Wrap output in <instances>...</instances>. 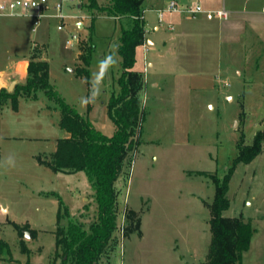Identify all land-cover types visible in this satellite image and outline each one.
Listing matches in <instances>:
<instances>
[{
  "label": "rangeland",
  "instance_id": "rangeland-1",
  "mask_svg": "<svg viewBox=\"0 0 264 264\" xmlns=\"http://www.w3.org/2000/svg\"><path fill=\"white\" fill-rule=\"evenodd\" d=\"M61 1L48 0L49 15ZM169 2L143 3L146 34L155 41L156 51L139 48L135 68L146 67L147 77L161 85L150 89L148 82V92L142 95L144 121L141 137L135 139L140 144L129 152L117 181L118 230L100 264H208L216 190L211 175L222 179L242 140L250 145L264 130V18L246 22L242 37L235 43L224 40L221 48L216 39H200L202 31H195L196 37L182 39L178 48L186 57L172 56L164 42L179 29L169 31L168 19L160 21L156 12ZM80 4L81 0H63V30L58 29L59 20L50 17L36 32L25 21L15 34L9 28L20 20L0 18V71L22 60L30 44V58L43 60L47 46L38 43H46L51 83L68 104L111 136L114 125L107 106L119 89L122 59L117 46L125 21L98 15L92 26L87 2L82 8ZM91 50L86 79L75 70L85 67L83 58ZM158 53L164 59L161 65L155 59ZM176 57L180 61H174ZM181 76L187 77L186 87ZM54 107L43 93L37 102L22 99L20 131L9 129L7 108L0 114V264H62L55 255L60 202L46 194H58L69 217L86 228L97 220L95 192L84 172H54L38 162V156H50L57 141L68 136ZM13 134L19 137L3 138ZM262 161L260 156L254 163L238 165L224 217L261 216ZM67 223L66 218L61 224ZM15 225L30 229L19 234ZM261 226V220L254 223L259 231Z\"/></svg>",
  "mask_w": 264,
  "mask_h": 264
},
{
  "label": "trees",
  "instance_id": "trees-1",
  "mask_svg": "<svg viewBox=\"0 0 264 264\" xmlns=\"http://www.w3.org/2000/svg\"><path fill=\"white\" fill-rule=\"evenodd\" d=\"M86 1L92 26L98 15L125 21L117 46L122 59L119 91L111 95L107 106L108 116L114 125L113 134L108 136L98 130L88 116L81 115L65 101L50 81L49 63L37 56L30 58L25 83L17 84L12 92L0 89V107L9 102L15 111L20 99L37 101L41 93L54 103V109H59L61 113L59 126L68 136L57 141L54 153L38 156V161L54 172H84L95 192L98 216L89 228L69 217V211L58 194H46L60 202L55 255L62 260V264H100L101 256L118 230L116 184L127 166L129 152L134 148L136 150L140 144L135 139L141 137L144 121L142 95L146 79L143 72L135 69L137 50L146 40L143 0H106L108 5L105 6L100 4V0ZM92 52L83 58L85 67L76 68L78 76L89 79ZM263 144L264 130L254 136L250 145L242 140L225 176L220 179L211 175L216 190L211 205L210 229L213 237L208 264H242V255L250 248L254 234L250 220L227 218L224 212L231 205L228 193L236 168L240 164L252 163L261 154ZM66 218L67 226H63L61 223ZM139 224L136 223L137 230ZM15 226L19 234H22L23 228L30 229L28 225ZM21 245L22 251L27 252L24 243Z\"/></svg>",
  "mask_w": 264,
  "mask_h": 264
},
{
  "label": "crops",
  "instance_id": "crops-1",
  "mask_svg": "<svg viewBox=\"0 0 264 264\" xmlns=\"http://www.w3.org/2000/svg\"><path fill=\"white\" fill-rule=\"evenodd\" d=\"M81 1H82V4L78 6L79 8L83 7L84 1L86 0H81ZM170 1H173V0H170ZM174 1H176L179 4V6L183 8L189 7L194 4H201L206 10H213V11H217L219 9L224 8L230 12V18L226 21H222L217 18L213 20H208L205 15H199L196 18H191L185 13H179V12L165 13L167 15L164 14L162 20L164 21L165 18L168 19L169 21L167 24L168 30L174 32L175 26H177L179 29L177 34H175L174 36H171L170 37L171 39L169 38L168 41L164 42V45L168 48V52L172 56L178 55L179 57H182V56L186 57V53L179 52L178 48L182 46V43H183L182 39H186L189 37H196L195 31H199V30L202 31L201 32L202 34L199 37L200 39H204V40L208 39L211 41L212 40L215 41L216 39V41H218L219 47L221 48L224 40L235 43L239 40L240 37H242L243 32L245 31L246 22L254 23V21L263 20L264 18V13L262 12V8L264 7V0H174ZM143 3H144V0H143ZM158 10H161V9H156L157 13H158ZM145 11L146 10L143 11V18L146 21L145 15H144ZM178 15H180L181 17L182 15L184 16L183 18L176 17ZM17 19L20 20L18 21L19 23L17 22L16 24H11L9 28L15 34H19L20 30L24 27L25 21H29L32 24V20L29 18H17ZM159 19H160V16H159ZM80 26L82 27V24H80ZM31 29H32V25H31ZM154 29L157 31L160 29V27L157 25L155 26ZM146 41H147L146 47L142 45L139 48L142 47L144 48L145 51H148V50L156 51L155 41L152 40L150 37H148L147 34H146ZM38 44L47 46V53H46L45 58L43 59L47 61L48 45L46 43H38ZM32 46L33 45L30 44V48ZM30 48H29L28 54L23 55L22 60L14 63L8 69L0 71V89H7L9 91V88L12 85V83H15V86L17 84L25 83L26 78H27L28 65L30 62ZM214 54L216 55V53ZM155 59L160 65L164 62L163 61L164 59H162L161 56H159V53L156 54ZM173 60L180 61V59H177V57ZM182 62L183 60L181 61V64ZM152 66L153 64L149 63L148 67H152ZM138 71L143 72L145 75L146 88H145L144 93L148 92L147 90L148 82L150 84V89L160 88L161 84L157 80L151 79L149 76L147 77L146 67L144 68V70L138 69ZM180 78H181L180 83L186 87L188 85L187 77L181 76ZM118 91L119 89L115 91L114 93H118ZM21 100L22 99L19 100L17 111L12 109L11 103L9 102L3 107H0V114L4 113L3 110L5 108L9 110L8 112H11V113H8V115L6 116L8 119L11 120L10 121L11 127L9 129H12L13 131H20L22 127H24L20 123L21 116H22ZM37 101H32V102H37ZM13 137L17 138L19 136H17V134L15 135L13 134L10 136H4L3 138H13ZM56 146H57V143H56ZM260 156L263 157L261 166H262V169H264V144H263L262 152L258 157ZM256 159L253 161V163L256 161ZM256 217L249 218L252 224V227L254 229V234L252 236L250 248L246 252H244V254L242 255V264H264V181H263L261 216L257 215ZM258 220L262 221L261 231H259L257 228L254 227V223Z\"/></svg>",
  "mask_w": 264,
  "mask_h": 264
},
{
  "label": "built area",
  "instance_id": "built-area-1",
  "mask_svg": "<svg viewBox=\"0 0 264 264\" xmlns=\"http://www.w3.org/2000/svg\"><path fill=\"white\" fill-rule=\"evenodd\" d=\"M74 1V0H70ZM55 14L49 15L51 7L48 0H0V18H29L32 20V31L36 32L40 23L45 18H56L60 24L59 30L65 29V19L63 14V0L55 5ZM185 13L191 18H196L199 15H205L208 20L219 19L226 21L230 18V12L224 8L217 11L206 10L201 4H194L189 7H180L176 1H170L167 8L158 10L160 21H162L165 13ZM264 13V7L262 8ZM74 38L76 36L74 35ZM71 45V41H67Z\"/></svg>",
  "mask_w": 264,
  "mask_h": 264
},
{
  "label": "water",
  "instance_id": "water-1",
  "mask_svg": "<svg viewBox=\"0 0 264 264\" xmlns=\"http://www.w3.org/2000/svg\"><path fill=\"white\" fill-rule=\"evenodd\" d=\"M72 72H74V70H72ZM14 86H15V83H12V85L10 86V88H9V91L10 92H12L13 91V89H14Z\"/></svg>",
  "mask_w": 264,
  "mask_h": 264
},
{
  "label": "clouds",
  "instance_id": "clouds-1",
  "mask_svg": "<svg viewBox=\"0 0 264 264\" xmlns=\"http://www.w3.org/2000/svg\"><path fill=\"white\" fill-rule=\"evenodd\" d=\"M95 95V94H94Z\"/></svg>",
  "mask_w": 264,
  "mask_h": 264
}]
</instances>
